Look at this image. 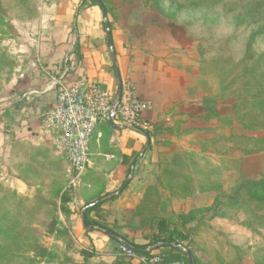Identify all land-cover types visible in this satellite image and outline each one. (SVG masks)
<instances>
[{
	"label": "rangeland",
	"instance_id": "obj_1",
	"mask_svg": "<svg viewBox=\"0 0 264 264\" xmlns=\"http://www.w3.org/2000/svg\"><path fill=\"white\" fill-rule=\"evenodd\" d=\"M53 2L56 0H0V133L7 129L15 141L8 156L0 141V264H138L137 260L119 254L116 240L91 242L84 237V229H75V223L82 220L83 205L114 191L104 190L103 194L81 198L79 187L67 188L68 164L63 159L54 170L41 167L38 176L31 175L36 181L28 183L27 189L22 188V108L15 107V100L22 102V69L30 60L45 79L51 81L55 76L40 53L45 41L43 32L50 31ZM106 3L117 46L127 50L133 44L137 51L147 57H161L167 66L186 72L188 77L195 74L202 96L201 111L193 104L198 115L176 120L193 131L215 128L209 134L196 131L197 144L201 138L214 134L248 133L256 140L250 141V145H264V112L258 127L249 131L238 122L228 126L204 116L206 109L211 108L221 117L233 119L234 102L241 107V103L246 105L243 100L261 96L264 103V0ZM206 98L210 100L207 105ZM168 122H148V130L155 126L163 129ZM180 127L178 122L172 129ZM185 130L183 135L188 133ZM193 143L186 139V146ZM207 151L212 156L204 155L198 166H193L190 152L178 151L171 156L179 161L176 170L181 171V181L187 180L188 187L184 193L175 189L172 194H185L187 198L168 197L165 190L169 188L157 182L151 185L157 187V192L145 189L130 214H123L120 205L111 207L110 201L121 197L122 191L116 198L102 202L92 216L138 245L148 244L159 220L167 221L172 228H192L200 221L201 228L185 241L196 253L199 264H264V208L257 199L243 195L255 217L246 211L237 218L211 215L234 194L238 185L264 175V151L233 156ZM128 173L129 170L126 176ZM66 193L70 198L63 205L61 198ZM203 209L209 210L197 213L193 221L184 220L188 212ZM245 220L251 221L254 229L239 223ZM211 224L214 231L210 233ZM162 251L157 248L152 253Z\"/></svg>",
	"mask_w": 264,
	"mask_h": 264
},
{
	"label": "crops",
	"instance_id": "obj_2",
	"mask_svg": "<svg viewBox=\"0 0 264 264\" xmlns=\"http://www.w3.org/2000/svg\"><path fill=\"white\" fill-rule=\"evenodd\" d=\"M50 11L52 12L48 23L50 31L43 32L45 41L40 53L45 65L55 76L51 81L45 79L33 66V60H30L22 69V84H20L24 91L22 102L15 100V107L22 108L23 189L28 188V183L36 181L31 175L38 176L41 167L54 170L60 159L66 161L55 149V132L43 131L39 121L40 114L54 100V82L65 69L67 71L64 78L68 82L95 81L113 94L116 93L118 86L103 27L101 8L92 4L90 0H56L51 5ZM111 36L120 79L131 82L137 94L151 102V108L143 115L144 120L153 124L162 119L167 122L172 121L163 129H157L155 126L154 130H148L149 147L140 158L138 155L146 138L130 129L104 126L102 132L104 140L95 141L90 148L89 165L83 174L82 185L78 188L80 197H94L100 192L103 194L104 190L117 191L123 186L127 177L126 172L133 165L132 178L122 196L110 201L112 208L120 205L122 213L128 215L142 198L145 189L158 182L161 172L166 167L176 169L179 163L171 159L174 152L192 153L193 166H198L204 155L212 156V154L209 151L203 153L197 144L196 131L204 134L203 129L193 131L187 126L183 127L181 120H176H186L191 115H198V111L192 109L193 104L196 105L195 109L198 106V110L201 111L202 96L198 93L195 74L191 73L188 77L186 72L167 66L161 57L155 59L142 54L133 44L127 50L121 49L117 46L114 32ZM129 37L130 35L126 36L128 39ZM165 112L166 116H164ZM178 122L181 127L174 131L172 127ZM115 123L120 124L117 120ZM184 130L188 133L183 135L181 132ZM178 136L184 137L178 138ZM12 139L7 129L0 133L2 150L7 156L15 142ZM158 139L161 143L155 142ZM186 139L193 141V145L186 146ZM17 155L19 154L16 153ZM165 181L163 180V184ZM174 190L166 189L165 192L171 198H187L185 194H172ZM75 229L78 232L83 229L82 220L75 223ZM208 231L210 233L214 231L212 224ZM84 237L91 242L107 241L110 238L98 229L86 233V236L84 234ZM160 249L164 251V248Z\"/></svg>",
	"mask_w": 264,
	"mask_h": 264
},
{
	"label": "trees",
	"instance_id": "obj_3",
	"mask_svg": "<svg viewBox=\"0 0 264 264\" xmlns=\"http://www.w3.org/2000/svg\"><path fill=\"white\" fill-rule=\"evenodd\" d=\"M83 1H86V0H83ZM90 1L92 4L98 5L99 7L100 5L98 4V2H100L106 11V14L109 12L106 0H90ZM109 28L111 31L112 28H111L110 23H109ZM261 32L264 33V28L263 30H261ZM205 101H206L205 105H207V103L210 102L208 98H206ZM242 102L245 103L246 105L244 106L241 103V107H240L237 102L233 103V106H234L233 111H234V116H235L233 119H230L225 116L221 117L217 111L211 108L206 109L208 111L204 116L207 119H214L216 122L223 124V125L226 124L228 126H231L234 122H238L245 130H248V131L251 129L257 128L258 127L257 123H259V120L261 119V115L264 112V103L262 102L261 96L254 98L252 101L243 100ZM104 126H108L110 128L114 127L108 121L100 127V130L102 132H103ZM202 132L214 133L215 128H212V127L204 128ZM146 133L148 136L150 135L148 130L146 131ZM103 138L104 137L102 135V137L99 140L103 141L104 140ZM250 141L254 142L256 140H253V137L249 135L248 133L231 134L228 136H225L219 133V134H214V136L211 138H206V139L199 141L198 145L201 151L205 152L208 149H210V151L214 154L226 155V156H233L236 154H242V155L258 154L264 151V145L257 146L255 145V143L250 145L249 143ZM94 142L95 140H92L91 146L93 145ZM174 160H175V163L176 162L179 163L178 160L176 159ZM180 172L177 171L173 167L171 168L166 167L160 174V179H158V184L162 185L163 187L167 186L169 189H177L179 190V192L184 193V191L188 188L187 186H185L187 183V180L181 181L180 177H182L181 176L182 173ZM163 180L164 181L166 180L165 184H163ZM127 185L123 187L122 191L125 190ZM147 190L157 192V187L150 186L147 188ZM122 191L114 197L116 198L117 196H119L122 193ZM244 194L245 195L247 194L248 195L247 197L250 196L249 198L257 199L260 205L264 208V175L261 176L257 180L246 181L238 185L234 190V194L229 196L224 202L220 203L221 205L218 209L212 211L211 213L212 217L234 218L236 216L237 218L238 215H240V213L242 214V212L244 211L250 213L252 216L255 217V212L254 210H252L250 203L243 197ZM68 196L69 195L67 193L62 196L61 202L63 205H65L69 201L70 197ZM148 196H150L149 193L147 197ZM97 199L98 198L92 201H89L88 203L82 206V208L85 207L84 218L82 219V225H83V229L85 233L91 232L97 228H102L112 233L113 235H116L119 238L125 240L129 245H131V248L137 254L146 255V256H150L152 254L153 250L144 251L148 246L152 244L176 242L178 244L183 245L184 247L188 249V251L192 254L194 264H199V259L196 253L189 247L187 243H185V241L188 238L192 237V235H194L201 228L203 224H201L200 221H198L192 228H184L183 226H181V228H177V227L172 228V227H169V224L167 223V221L165 222L164 220H159L157 230L156 232H153L151 234V238L148 244L138 245V244H134L128 241L125 236L118 234L116 231H113L112 229L107 228L103 224H100L94 218V216H92V213L97 212V209L99 208L101 203L95 204L94 206H89V204L94 202ZM207 210L209 209L198 210L196 212L190 211L187 214H185L184 220L186 222L193 221L196 218L195 215L197 213L204 212ZM231 212H233V215L228 214ZM178 216L179 218H183V214H179ZM239 223L250 229H254V226L251 221L245 220ZM109 237L117 241V239H115L113 236H109ZM157 248H164V251L158 253L162 256V260L158 264H171L173 262L189 264L186 254L184 252H181L178 249L172 246H169V245H162ZM138 264H143V263L138 262Z\"/></svg>",
	"mask_w": 264,
	"mask_h": 264
},
{
	"label": "built area",
	"instance_id": "obj_4",
	"mask_svg": "<svg viewBox=\"0 0 264 264\" xmlns=\"http://www.w3.org/2000/svg\"><path fill=\"white\" fill-rule=\"evenodd\" d=\"M66 71L54 82V100L40 114L39 121L43 131L55 132V149L68 163L67 188L76 189L82 185L83 174L89 165L92 140L98 141L102 137L100 127L110 122L116 93L95 81L68 82L64 78ZM150 108L151 102L141 98L131 82L121 80L114 122L117 120L120 124L147 131L149 124L143 115ZM118 252L143 264H158L162 260L158 253L139 255L122 243L118 244Z\"/></svg>",
	"mask_w": 264,
	"mask_h": 264
},
{
	"label": "water",
	"instance_id": "obj_5",
	"mask_svg": "<svg viewBox=\"0 0 264 264\" xmlns=\"http://www.w3.org/2000/svg\"><path fill=\"white\" fill-rule=\"evenodd\" d=\"M98 4L100 5L101 11H102L103 27H104V30H105V33H106V36H107L110 57H111L112 64H113V67H114V70H115V73H116V76H117V81H118L117 91H116V94H115V97H114V100H113V103H112V107H111L110 123L116 129H130V130L136 131L138 133H141L146 138V142H145L141 152L138 155V157L140 158L143 155V153L146 151V149H147V147H148V145L150 143V139H149V136L147 135L146 131H142V130H140V129L132 126V125L116 124L114 122L116 106L118 104L119 96H120L121 79H120V74H119L118 65H117V61H116V55H115V51H114V47H113L112 36H111L110 28H109V22H108L107 14H106V11H105L103 5L100 2H98ZM132 173H133V165L130 166L129 173H128L125 181H124L123 186L120 189H118L117 191H115V192H113L111 194H107L105 196H102V197L98 198L94 202L90 203L89 206H94L95 204L102 203L105 200L111 199L112 197L118 195L122 191L123 187L126 186L128 184V182L131 180ZM84 211H85V207L81 209L82 219L84 218ZM97 229L102 231V232H104V233H106L109 236H113L115 239H117V241L119 243L127 245L128 247H131V245H129L125 240L119 238L118 236L113 235L112 233H110V232H108V231H106V230H104L102 228H97ZM162 245H169V246H172V247L178 249L181 252H184L186 254L188 263L189 264H194V260H193L192 254L188 251V249L186 247H184L183 245L178 244L176 242L152 244V245L148 246L144 251L153 250V249H155L157 247H160Z\"/></svg>",
	"mask_w": 264,
	"mask_h": 264
}]
</instances>
